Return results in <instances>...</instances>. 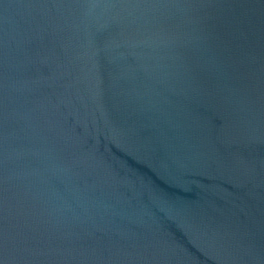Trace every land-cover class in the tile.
Masks as SVG:
<instances>
[{
    "label": "water",
    "instance_id": "1",
    "mask_svg": "<svg viewBox=\"0 0 264 264\" xmlns=\"http://www.w3.org/2000/svg\"><path fill=\"white\" fill-rule=\"evenodd\" d=\"M0 264H264V0H0Z\"/></svg>",
    "mask_w": 264,
    "mask_h": 264
}]
</instances>
